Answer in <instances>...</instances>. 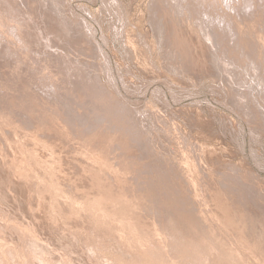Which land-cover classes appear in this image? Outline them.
<instances>
[{
    "label": "rangeland",
    "instance_id": "1",
    "mask_svg": "<svg viewBox=\"0 0 264 264\" xmlns=\"http://www.w3.org/2000/svg\"><path fill=\"white\" fill-rule=\"evenodd\" d=\"M263 10L0 0V264H264Z\"/></svg>",
    "mask_w": 264,
    "mask_h": 264
},
{
    "label": "bare ground",
    "instance_id": "2",
    "mask_svg": "<svg viewBox=\"0 0 264 264\" xmlns=\"http://www.w3.org/2000/svg\"><path fill=\"white\" fill-rule=\"evenodd\" d=\"M52 1V0H51ZM255 1V0H254ZM7 2V1H6ZM196 2V1H195ZM14 4V3H13ZM254 4V3H253ZM258 4V3H257ZM2 5V4H1ZM192 5V4H191ZM3 6V5H2ZM11 6V5H10ZM17 6V5H16ZM201 6V5H200ZM257 6V5H256ZM259 6V5H258ZM18 7V6H17ZM261 7V6H260ZM5 8V7H4ZM11 9V8H10ZM194 9V8H193ZM228 9V8H227ZM260 9V8H259ZM21 10V9H20ZM169 10H170V8H169ZM261 10V9H260ZM258 11V10H257ZM264 11V10H263ZM7 12H8V10H7ZM21 13V12H20ZM23 13V12H22ZM175 13V12H174ZM224 13V12H223ZM10 14V13H9ZM212 14V13H211ZM228 14V13H227ZM2 15V14H1ZM22 15V14H21ZM172 15H173V13H172ZM200 15V14H199ZM24 16V15H23ZM174 16V15H173ZM176 16V15H175ZM208 16V15H207ZM2 18V17H1ZM11 18V17H10ZM24 18V17H23ZM6 19V18H5ZM215 19V18H214ZM213 19V20H214ZM23 21V20H22ZM15 22V21H14ZM25 22V21H24ZM210 22V21H209ZM213 22V21H212ZM214 22H215V20H214ZM4 25V24H3ZM5 26V25H4ZM237 28V27H236ZM18 29V28H17ZM200 29V28H199ZM8 31V30H7ZM236 34V33H235ZM189 36V35H188ZM190 37V36H189ZM38 39V38H37ZM200 40V39H199ZM207 41V40H206ZM2 45V44H1ZM13 47V46H12ZM1 49H3V47L1 48ZM1 51H3V50H1ZM0 51V52H1ZM15 54V53H14ZM25 80V79H24ZM23 81V80H22ZM27 81V80H26ZM30 82V81H29ZM30 84V83H29ZM6 107V106H5ZM33 117V116H32ZM35 119V118H34ZM51 125V124H50ZM37 127V126H36ZM41 127V126H40ZM48 128H50V127H48ZM53 128V127H52ZM37 129H38V127H37ZM59 129V128H58ZM50 130V129H49ZM48 130V131H49ZM40 131V130H39ZM54 131H55V129H54ZM58 131V130H57ZM38 133V132H37ZM42 133V132H41ZM49 133V132H48ZM44 134V133H43ZM53 134H54V132H53ZM57 134V133H56ZM49 135V134H48ZM58 135V134H57ZM64 140V139H63ZM60 141V140H59ZM68 141V140H67ZM91 143H92V141H91ZM94 144V143H93ZM101 144V143H100ZM95 145V144H94ZM18 146V145H17ZM90 146V145H89ZM35 147V146H34ZM98 147H99V145H98ZM64 148V147H63ZM92 148H93V146H92ZM100 148H101V146H100ZM67 150V149H66ZM70 151V150H69ZM103 152V151H102ZM67 154V153H66ZM65 154V155H66ZM63 158H64V156H63ZM60 159V158H59ZM211 159V158H210ZM225 163V162H224ZM211 166V165H210ZM209 166V167H210ZM199 168H200V166H199ZM229 168V167H228ZM221 170V169H220ZM214 171V170H213ZM215 174V173H214ZM203 177V176H202ZM206 177V176H205ZM218 183V182H217ZM221 183V182H220ZM215 185V184H214ZM211 186V185H210ZM242 186V185H241ZM218 187H219V185H218ZM205 188V187H204ZM217 188V187H216ZM225 189H226V187H225ZM228 195V194H227ZM231 195V194H230ZM233 196V195H232ZM236 199V198H235ZM234 201V200H233ZM155 237V236H154ZM158 240V239H157ZM156 240V241H157Z\"/></svg>",
    "mask_w": 264,
    "mask_h": 264
}]
</instances>
